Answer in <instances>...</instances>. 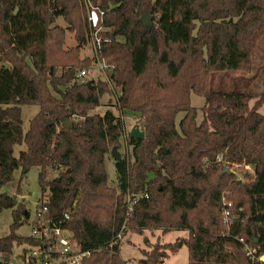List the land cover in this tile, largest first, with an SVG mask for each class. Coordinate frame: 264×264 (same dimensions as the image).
<instances>
[{"label": "trees", "instance_id": "16d2710c", "mask_svg": "<svg viewBox=\"0 0 264 264\" xmlns=\"http://www.w3.org/2000/svg\"><path fill=\"white\" fill-rule=\"evenodd\" d=\"M89 1L102 11L96 57L111 68L108 81L91 84L76 79L92 61L80 58L90 44L83 0H0V213L13 208L14 220L0 253L32 242L16 234L29 212L2 188L35 166L37 207L55 220L69 214L64 226L91 251L82 264H128L121 243L111 244L123 225L125 234L188 232L143 250L144 264H165L184 245L188 264H253L240 239L264 252V0ZM235 70L255 71V88H210L213 73ZM112 88L118 110L145 132L127 136L115 186L106 157L120 148L124 122L95 112ZM192 93L205 98L200 121ZM25 105L39 108L27 131ZM232 164L251 165L254 176L237 180ZM128 194L138 196L131 210Z\"/></svg>", "mask_w": 264, "mask_h": 264}, {"label": "rangeland", "instance_id": "374dc122", "mask_svg": "<svg viewBox=\"0 0 264 264\" xmlns=\"http://www.w3.org/2000/svg\"><path fill=\"white\" fill-rule=\"evenodd\" d=\"M76 42L71 34H68V39L66 45L68 48L75 46ZM80 58H90L92 61L88 67L92 66V74L86 79L88 80H104L107 81L105 75L100 71L99 61L106 64L109 71L111 69L109 64L105 61L96 57V53L93 47L89 44L81 49ZM254 62H260V58H254ZM108 74V72H106ZM255 71H219L211 75L210 88L212 90L221 91H241L246 89L255 88L254 79ZM109 75V74H108ZM258 86H260L258 84ZM117 93L112 91V94H105L102 98V105L98 107L95 112L104 113L107 109L113 110L116 114L122 116L124 122V136L121 140V146L119 148L122 155H127L130 151L127 136L130 134L131 128L137 124V119L131 115H123L115 105L117 102ZM191 105L198 109V121L203 118L202 106L205 103V98L203 96L197 95L195 93L191 94ZM254 101H250V105ZM39 108L36 105H25L22 108V118L23 127L27 131L30 125V121L33 116L38 112ZM183 116V113L178 115V120ZM23 146L15 147L16 156ZM115 158L112 155L106 157V169L108 174V181L112 186H115ZM226 171H230L237 180L246 181L248 178L254 176V169L251 165L245 164H232L226 168ZM38 167H31L29 170L25 171L22 168L15 172V179L3 186L2 191L7 192L12 196H16L18 202H22L29 216L23 221L16 229V234L21 236L31 235L33 228V220L35 218V212L37 208V203L42 197V190L38 183ZM18 187H20V193H18ZM225 201V199H224ZM227 202V201H225ZM225 202L223 204H225ZM13 208L4 209L0 213V237L6 236L10 233V225L13 223ZM188 232L185 230L173 229L169 232L163 233L162 230L149 231L146 230L143 234L128 232L121 243V255L126 260H129L132 264H144L145 255L143 250H148L155 243H170L176 241L178 237H185ZM165 264H188V248L186 245L182 246L177 253L171 254L169 259Z\"/></svg>", "mask_w": 264, "mask_h": 264}, {"label": "built area", "instance_id": "2783aa9c", "mask_svg": "<svg viewBox=\"0 0 264 264\" xmlns=\"http://www.w3.org/2000/svg\"><path fill=\"white\" fill-rule=\"evenodd\" d=\"M87 8L88 24L90 28V44L96 55L102 46V37L99 35L101 26L102 11L97 6L90 3L89 0H83ZM100 60V59H99ZM100 71L109 80L110 70L107 65L99 61ZM106 68V69H105ZM93 67L81 69L76 74L78 81L84 82L87 77L92 74ZM108 72V74L106 73ZM117 96L120 92L115 91ZM138 196L128 194V209L131 210ZM231 202H225L223 210V218L227 224L231 223ZM69 214H64L63 220H55L48 214V207L43 205L36 208L35 218L33 220V228L29 238L32 242H24L16 244L13 251L8 256L0 253V264H82L85 258L90 256V250H83L75 241L72 231H70L64 223L69 219ZM125 228H122L115 234L111 244L117 245L122 243L125 238ZM244 243V249L249 260L253 264H264V252L259 253L257 247H253L246 243L243 238L240 239ZM128 264H132L129 262Z\"/></svg>", "mask_w": 264, "mask_h": 264}, {"label": "water", "instance_id": "95a60500", "mask_svg": "<svg viewBox=\"0 0 264 264\" xmlns=\"http://www.w3.org/2000/svg\"><path fill=\"white\" fill-rule=\"evenodd\" d=\"M142 21L144 24L148 25L152 23V16L150 15H143L142 16ZM6 66H8L7 63H4ZM88 84H91V80L88 81ZM68 123L70 124L71 122L68 121ZM130 139H139V140H143L145 138V132L144 130H142L139 126V124H135L131 130H130V134H129ZM111 155L115 158L116 161H119L122 159V153L120 152V150L118 149L117 146H113L112 150H111Z\"/></svg>", "mask_w": 264, "mask_h": 264}]
</instances>
